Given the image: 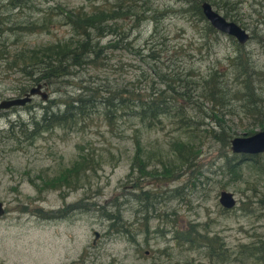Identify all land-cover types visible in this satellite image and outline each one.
I'll list each match as a JSON object with an SVG mask.
<instances>
[{
  "label": "rangeland",
  "instance_id": "1",
  "mask_svg": "<svg viewBox=\"0 0 264 264\" xmlns=\"http://www.w3.org/2000/svg\"><path fill=\"white\" fill-rule=\"evenodd\" d=\"M102 1L33 0L35 7L22 8L20 16L39 17L41 12L35 8L46 9L56 2L69 9L89 11ZM153 1L158 10L157 40L163 41L160 47L167 49L166 55L172 57L174 65L184 63L200 74L210 69L227 70L230 57L236 53L233 37L217 31L203 38L207 20L179 11L187 3ZM210 1L241 16L243 28L252 36L242 44L243 49L255 68L262 71L260 78H264V0H231L235 2L231 9L222 0ZM0 4L6 5L7 0H0ZM213 8L223 15L221 9ZM7 12L11 11L6 6L2 13ZM150 22L139 21L134 25L127 22L128 34L126 38L121 36L123 41L148 53L152 45L145 39L153 33ZM70 33V28L62 23H54L48 31L14 34L6 30L0 32V49L12 52L20 47L62 40ZM103 37L98 39L99 44L112 36ZM101 51L103 59L112 57L105 69L84 68L77 77L66 81L73 86L41 83L42 91L48 95L45 101L34 94L24 105L0 109V201L6 208L0 217V261L3 264H257L254 258H245L242 249L264 239V152L253 160L241 159L243 153H233L229 144L224 147L221 141L209 138L206 130L219 128V122L210 115L212 107L203 99L190 94L189 101L182 102L179 108L182 116L174 112L173 117H162L150 126L127 115L108 123L100 109L88 122L76 127L53 128L30 137L26 136L28 131L15 129L9 137H3L9 120L18 118L26 122L44 105L56 108L58 102L50 101L78 92L76 84L118 83L126 91L135 89L147 94L150 89H142L151 82L139 74L141 71L152 74V63L146 64L125 47L113 48L112 53L107 49ZM1 63L0 100L21 96L19 87L27 86L26 79L17 71H5ZM153 79L152 88L160 86L159 79ZM234 103L217 102L214 111L226 121L229 141L243 132L258 130L249 125L253 119L242 114ZM187 127L195 129L201 151L192 168L177 174L172 141L185 134ZM136 143L142 157L140 164L149 172L139 180L141 189H150L158 200L144 207L134 199L132 194H137L140 188L129 177L131 164L140 165L131 163ZM81 151L93 152L98 161L95 173L90 174L83 186L61 190L45 187L38 191L30 183V180L38 182L39 175L46 179L54 176ZM164 166L173 169L170 179L150 176L155 169L162 171ZM222 190L232 193L235 200L232 207L220 205ZM114 213L119 214L118 219H114ZM176 230H188L189 239L177 238ZM204 242H209V247L203 246Z\"/></svg>",
  "mask_w": 264,
  "mask_h": 264
},
{
  "label": "trees",
  "instance_id": "2",
  "mask_svg": "<svg viewBox=\"0 0 264 264\" xmlns=\"http://www.w3.org/2000/svg\"><path fill=\"white\" fill-rule=\"evenodd\" d=\"M178 1L188 4V6L182 4L179 11L187 13L190 17L205 20L200 9V2L203 0ZM206 1L210 2L213 7L221 9L226 19L228 18V20L244 27L241 16L233 14L229 9L220 8L214 1ZM222 3L231 9L235 2L222 0ZM0 5H2L0 8L1 33L6 30L14 34L31 33L38 29L48 31L54 23L65 24L71 30L70 35L62 40L57 39L33 47H20L12 52L0 49L2 68L5 71L20 73L26 79L27 86L38 83L49 86L57 83L73 86V83L66 81L69 78L77 77L84 68L99 66L97 71H101L109 66L112 57L103 59L101 57L102 49H107L109 53H112L111 49L113 48L125 47L135 52L146 64L152 63L150 67L152 74L147 71L145 74L142 73L143 71L139 74L140 78L149 79L151 82L150 86L142 89L143 91L150 89L146 95L140 90L130 89L126 91L127 88L118 83L76 84V87L80 89L78 92L50 101L58 102L56 108L51 104L44 105L37 115L34 114L26 122L18 118L15 119L16 121L14 119L9 120L8 128L3 130L6 133L3 137H9L15 129L20 132L28 131L26 136L30 137L40 135L38 134L40 132L52 131L53 128L76 127L88 122L92 115L100 109V113L108 123H114L118 118L127 115L136 118L142 125L150 126L155 121H161L162 117H173L174 112L182 116L183 113L179 108L182 107V102L189 101L190 94L203 99L212 107L210 115L219 122V128L208 129L206 134L213 141H221L224 147L229 144L230 132L225 129L226 121L214 113L217 109V102L224 105L232 100L242 114L253 119L249 123L250 126H256L257 129L264 127V78H260L262 71L252 64L242 44L235 43L236 53L230 57L225 72L210 69L206 74H200L184 63L174 65L172 57L166 55L167 49L163 50L160 47L163 45V41L157 40L159 37L156 29L158 10L153 0H103L100 6L94 5L89 11L82 8L69 9L56 2L55 5L48 6L46 9L35 8L41 14L34 18L20 16L22 8L35 7L33 0H7L6 5ZM6 6L11 12L4 14L2 10L4 11ZM13 10L16 12L12 13ZM139 21L153 22V33L145 39L152 45L148 53L138 50L139 47L128 44L129 41L124 42L121 37L122 35L124 38L127 37L128 32L125 29L127 22L134 25ZM216 32L207 21L204 23L203 38L212 36ZM104 35L112 37L107 38L106 43L99 44L98 39H102L101 37ZM123 42L128 45H124ZM156 69L158 71L155 72ZM153 78L159 79L157 82L160 86L152 88L155 83ZM26 87L20 86L18 94L23 95L27 92L29 87ZM140 93L145 96L141 97ZM244 117L246 116L244 115ZM186 130L185 134L172 141V149L178 162L177 174L183 169L192 168L201 151V146L196 140L198 136L195 129L187 127ZM255 130L243 132V135L251 134ZM15 139L18 140L19 137ZM135 149L131 163L140 164L142 157L139 155L138 143H136ZM258 155L246 154L241 159L251 158L253 160ZM96 165H98V161L93 156V152L81 151L70 164L61 167L54 176L46 179L39 175L37 177L38 182L30 180V183L38 191H42L45 187L59 190L63 188L75 189L88 182L90 174L96 171ZM162 169V171L155 169L150 176L152 178L170 179L173 169L165 166ZM134 172H138V174H134ZM148 173L147 168L142 164L137 166L131 164L130 166L129 177H133L130 180L136 187L140 188L137 194L133 193L132 195L140 205L143 204L142 207L158 201L154 199L156 194L150 189H141L143 185L139 180ZM192 184L194 185V183ZM118 215L114 213V219H118ZM175 236L180 239H189V231L176 230ZM209 244V242H204L202 245L209 247ZM244 247L246 250L242 249V252L245 253V258H254L257 264H264V239L252 244L251 248Z\"/></svg>",
  "mask_w": 264,
  "mask_h": 264
},
{
  "label": "water",
  "instance_id": "3",
  "mask_svg": "<svg viewBox=\"0 0 264 264\" xmlns=\"http://www.w3.org/2000/svg\"><path fill=\"white\" fill-rule=\"evenodd\" d=\"M200 8L203 16L209 24L216 30L234 37L240 44L246 42L249 38L248 32L237 23L227 20L224 16L213 9L207 1H202ZM40 83L29 88L22 96H16L0 100V109L12 106H21L29 102L34 94H38L42 100L48 98L47 92L42 91ZM229 148L236 153H259L264 151V127L251 134L236 136L229 141ZM219 203L224 208H230L235 200L229 191L222 190L219 193ZM264 205V201H263ZM4 213L2 203L0 202V215ZM97 236V233H95Z\"/></svg>",
  "mask_w": 264,
  "mask_h": 264
},
{
  "label": "flooded vegetation",
  "instance_id": "4",
  "mask_svg": "<svg viewBox=\"0 0 264 264\" xmlns=\"http://www.w3.org/2000/svg\"><path fill=\"white\" fill-rule=\"evenodd\" d=\"M0 202L2 203V207H3V209H4V213H3L2 215H4V214L6 213V208H5L4 204H3V202H2V201H0ZM2 215H0V217H1ZM0 264H3V263L0 261ZM72 264H73V263H72Z\"/></svg>",
  "mask_w": 264,
  "mask_h": 264
},
{
  "label": "bare ground",
  "instance_id": "5",
  "mask_svg": "<svg viewBox=\"0 0 264 264\" xmlns=\"http://www.w3.org/2000/svg\"><path fill=\"white\" fill-rule=\"evenodd\" d=\"M201 2H202V1H201ZM201 2H200V4H201ZM248 35H249V34H248ZM32 86H34V85H32ZM32 86H31V87H32ZM40 87H41V88H43V86H42V84H41V83H40ZM239 154H240V153H239Z\"/></svg>",
  "mask_w": 264,
  "mask_h": 264
}]
</instances>
